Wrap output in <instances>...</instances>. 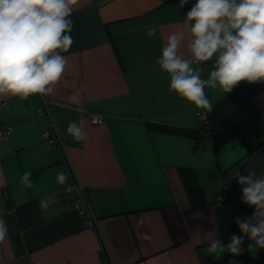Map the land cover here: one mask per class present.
Here are the masks:
<instances>
[{
    "label": "crops",
    "instance_id": "0c3cea01",
    "mask_svg": "<svg viewBox=\"0 0 264 264\" xmlns=\"http://www.w3.org/2000/svg\"><path fill=\"white\" fill-rule=\"evenodd\" d=\"M194 3L77 0L68 70L54 94L0 100V125L12 127L0 135V264H264L247 236L239 256L207 252L213 239L242 236L235 217L254 211L231 173H264V84L205 89L211 111L169 91L157 61ZM194 67L207 78L213 62ZM74 87L79 105L68 101ZM83 111L105 120L94 124ZM72 121L86 141L68 135ZM26 171L32 187L21 183ZM79 192L91 224L72 207Z\"/></svg>",
    "mask_w": 264,
    "mask_h": 264
},
{
    "label": "clouds",
    "instance_id": "9594fccd",
    "mask_svg": "<svg viewBox=\"0 0 264 264\" xmlns=\"http://www.w3.org/2000/svg\"><path fill=\"white\" fill-rule=\"evenodd\" d=\"M187 3L179 0V8ZM76 4L77 0H0V100L54 94L68 70L64 53L74 43L71 17ZM156 31L157 26L150 25L146 35L153 38ZM165 41L157 63L170 78L169 91L198 110H212L205 89L226 94L241 82L264 84V0H195L182 29L167 34ZM185 41L187 56L181 51ZM209 61L213 69L204 78L203 68L194 65ZM68 101L80 104L75 87ZM66 131L76 142L87 140L83 125L76 121ZM246 172L234 170L231 176L241 186L242 203L254 211L250 217H235L242 236L233 234L227 245L211 240L209 255L219 257L225 248L233 256L241 255L244 236L264 249V173ZM30 177L26 171L21 183L32 187ZM57 181L67 183V174L59 171ZM5 234L6 225L0 220V240Z\"/></svg>",
    "mask_w": 264,
    "mask_h": 264
},
{
    "label": "built area",
    "instance_id": "2783aa9c",
    "mask_svg": "<svg viewBox=\"0 0 264 264\" xmlns=\"http://www.w3.org/2000/svg\"><path fill=\"white\" fill-rule=\"evenodd\" d=\"M80 114H81L80 116H84L89 121H91L92 123H95V124H102L105 120V117L103 114L92 112V111H83V112H80ZM198 116L200 117V119L202 121L206 122V114L204 112H200L198 114ZM11 130H12L11 126L3 127L0 125V135L3 133L9 134L11 132ZM44 137L51 139L49 136V133H45ZM74 187L75 186L72 185L68 189L74 188ZM72 207L80 215L82 222L84 224H91L92 223V218H91L89 210H88L87 201L85 200V198L81 192H79L78 195L76 196V198L73 200Z\"/></svg>",
    "mask_w": 264,
    "mask_h": 264
},
{
    "label": "trees",
    "instance_id": "16d2710c",
    "mask_svg": "<svg viewBox=\"0 0 264 264\" xmlns=\"http://www.w3.org/2000/svg\"><path fill=\"white\" fill-rule=\"evenodd\" d=\"M85 198V197H84ZM85 200H86V198H85Z\"/></svg>",
    "mask_w": 264,
    "mask_h": 264
},
{
    "label": "rangeland",
    "instance_id": "374dc122",
    "mask_svg": "<svg viewBox=\"0 0 264 264\" xmlns=\"http://www.w3.org/2000/svg\"><path fill=\"white\" fill-rule=\"evenodd\" d=\"M95 124V123H94Z\"/></svg>",
    "mask_w": 264,
    "mask_h": 264
}]
</instances>
